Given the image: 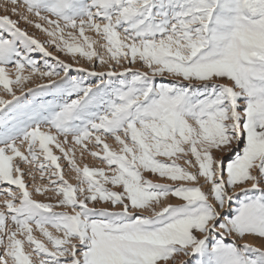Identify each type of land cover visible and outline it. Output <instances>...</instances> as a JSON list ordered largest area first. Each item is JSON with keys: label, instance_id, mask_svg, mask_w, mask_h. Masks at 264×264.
<instances>
[{"label": "snow or ice", "instance_id": "snow-or-ice-1", "mask_svg": "<svg viewBox=\"0 0 264 264\" xmlns=\"http://www.w3.org/2000/svg\"><path fill=\"white\" fill-rule=\"evenodd\" d=\"M9 3L18 19L0 16V90L11 97L0 96V264H168L177 254L264 264V0ZM81 60L91 67H73ZM33 75L49 83L25 92ZM75 146L108 170L81 168ZM22 166L48 180L34 190L54 202L33 199Z\"/></svg>", "mask_w": 264, "mask_h": 264}, {"label": "rangeland", "instance_id": "rangeland-1", "mask_svg": "<svg viewBox=\"0 0 264 264\" xmlns=\"http://www.w3.org/2000/svg\"><path fill=\"white\" fill-rule=\"evenodd\" d=\"M5 7H7L9 10L5 11ZM10 9H11L10 3L5 4V0H0V16L11 15L12 19H14V20L18 19L17 16L12 15ZM19 26L22 29L26 30L30 35L39 39L41 42H46L49 39L46 34H44L40 30L36 29L35 27H33V26L23 22V21H21ZM89 35H92V34L90 33ZM48 51L51 52L54 56H57L59 59L64 60L68 63H72L71 57L55 51L54 48L48 47ZM73 67L90 68L91 66L88 64V62L81 60L80 65L73 64ZM96 70L97 71H107V69L104 68L103 66L98 67ZM29 71L30 70H26L24 75H28ZM10 74H11V77L13 79H15L14 71L10 70ZM48 83H49V80L47 78H41L38 75H33L32 79L24 85V91L28 92V89H33V90L39 91V86L47 85ZM14 88H15V86H14ZM16 91H17L18 96L21 95V92L19 89H16ZM0 96H2L5 99H11V97L8 96L6 93H4L2 90H0ZM28 98L32 99L31 93L28 94ZM42 98L43 99H51L52 97L51 96H44ZM107 143H109L111 145L113 150H119V145L114 141V139H108ZM89 147H91V145H89ZM75 148H76V161H77V164L81 168H83L85 165H88L89 167H93V168L100 167V168H105L106 171L108 170L105 163L101 162V160H99L97 158L92 157L90 154L85 153L83 158H81L79 146H75ZM92 150L93 151H99V149H96V148H93ZM53 152L55 155L61 157L59 163L61 164V167L64 170L65 179H67L69 181V183L76 185L78 183V181L75 178L76 174L74 171L71 170V167H70L68 161L63 157L62 153H60L59 150L56 149L55 147H53ZM177 162L180 163L182 166H186L182 159L177 161ZM22 167H24V171L26 173L24 178H25L26 183L29 185V191H31L33 193V199L41 201V202H54L55 196L52 192L49 191L47 193H44L43 195H39V194H36L35 190H34L36 186H40V187L49 186L48 180L47 179L41 180L39 172L35 171L34 169H33V172L35 175V180H33L32 176L27 174L30 170V167H32V166H22ZM145 175L148 179H151L153 182L172 184L171 181H168L166 179H160V178H158V176H153L149 173H145ZM201 183H203V181H201ZM173 186H175V185H173ZM117 190H119V189H117ZM205 191H207V187H205ZM3 200H4V196L0 195V207H2V205H3ZM164 203H171V204L176 205V204L181 203V201H179L176 198L169 197L168 200L165 201ZM57 210L63 211L64 209H57ZM145 214L148 215L150 213H145ZM35 234L37 235L38 238L43 239V237L39 234V232H36ZM249 242L252 244H256V245H259V243H260L257 240H251V238L249 239ZM2 251H3V249H0V252H2ZM168 264H193V261H192L191 257H186V256H183L182 254H177L173 260H170L168 262Z\"/></svg>", "mask_w": 264, "mask_h": 264}]
</instances>
